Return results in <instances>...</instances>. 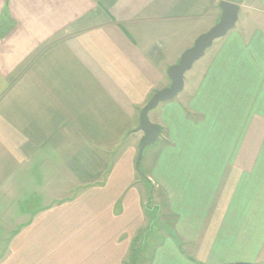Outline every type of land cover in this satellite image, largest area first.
Segmentation results:
<instances>
[{
    "label": "crops",
    "instance_id": "0c3cea01",
    "mask_svg": "<svg viewBox=\"0 0 264 264\" xmlns=\"http://www.w3.org/2000/svg\"><path fill=\"white\" fill-rule=\"evenodd\" d=\"M222 1L0 0V213L68 196L22 215L0 264H264V0H226L235 26L148 112L137 163L141 109Z\"/></svg>",
    "mask_w": 264,
    "mask_h": 264
},
{
    "label": "water",
    "instance_id": "95a60500",
    "mask_svg": "<svg viewBox=\"0 0 264 264\" xmlns=\"http://www.w3.org/2000/svg\"><path fill=\"white\" fill-rule=\"evenodd\" d=\"M221 17L219 22L207 32L199 35L193 45L185 50L178 62L167 70L170 85L155 91L148 103L141 109L137 130L142 132L141 143L138 149L137 163L139 162L145 147L154 144L160 133V127L148 119V112L159 103L175 98L183 89L184 74L191 69L195 61L199 60L213 41L222 38L231 30L237 21L239 8L236 4L226 0L220 3Z\"/></svg>",
    "mask_w": 264,
    "mask_h": 264
},
{
    "label": "rangeland",
    "instance_id": "374dc122",
    "mask_svg": "<svg viewBox=\"0 0 264 264\" xmlns=\"http://www.w3.org/2000/svg\"><path fill=\"white\" fill-rule=\"evenodd\" d=\"M212 52L211 47L206 49V51L204 52V55L197 61L194 62V64L192 65L191 69L188 70L185 74H184V79L185 82H190L191 80H195L196 78L199 77L200 75V71L203 69V66L206 64L207 65V61H210L212 56L210 57V53ZM210 57V58H209ZM151 113V112H150ZM153 114H149L148 117L149 119L152 118ZM128 142V141H127ZM149 146H147L143 152L146 153V151H148ZM119 149V151H115L116 153H121L122 150ZM54 161H55V165L57 168H61L62 167V156L58 153V154H54ZM111 154H107L106 157H103L105 159V161L110 160ZM42 173V172H41ZM68 182V181H66ZM33 181H31V185H32ZM144 184V183H142ZM59 185H60V181L56 180V187L55 189L58 190L59 189ZM74 185V183H73ZM27 187H30V185H27ZM145 189V195L148 194V186H143ZM34 189V187H33ZM30 191V189H28ZM68 196H61V195H57V196H50V197H46L43 195V192L41 193V195H37V196H25V197H19L18 199L14 200V205L12 206V211L7 213V217L6 219H4V215L5 213H0V250H2V247L4 246V242L7 241V238L10 236L11 231L14 230V228L17 226L16 224L19 223L21 221V216L24 214H28V211L30 212L31 210L35 209V208H42L44 205H50L54 202H56L55 200L57 199H61V198H67ZM31 200H33V202H31ZM51 200H53L54 202H52ZM11 203V202H10ZM147 213V212H146ZM151 213V212H150ZM154 212H152L153 214ZM7 218H9L7 220ZM9 223H12L13 227L11 226L10 228L5 227V225H8ZM156 231V230H155ZM150 244H147V246H149ZM136 264H138V262H136Z\"/></svg>",
    "mask_w": 264,
    "mask_h": 264
}]
</instances>
